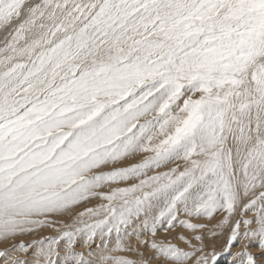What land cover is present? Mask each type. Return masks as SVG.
I'll use <instances>...</instances> for the list:
<instances>
[{"label": "snow or ice", "instance_id": "6c2138e0", "mask_svg": "<svg viewBox=\"0 0 264 264\" xmlns=\"http://www.w3.org/2000/svg\"><path fill=\"white\" fill-rule=\"evenodd\" d=\"M218 212L264 264V0H0V264H218L140 240Z\"/></svg>", "mask_w": 264, "mask_h": 264}, {"label": "rangeland", "instance_id": "374dc122", "mask_svg": "<svg viewBox=\"0 0 264 264\" xmlns=\"http://www.w3.org/2000/svg\"><path fill=\"white\" fill-rule=\"evenodd\" d=\"M100 200H93L91 203L87 204L88 207H93L99 204ZM83 206H81L77 211H82ZM75 215V213H73ZM224 213L218 212L214 215L213 218L204 217H191L187 218L183 214H181L180 219H190L192 223L196 224H203L206 225L205 228L197 229L195 231L191 229H187L181 227L177 224L175 227L170 228L168 230L160 229L156 236H151L150 233L143 234L140 236V240H148L151 242L155 240L157 243L163 244H173L179 248H182L186 251H190L189 245L186 241H191L192 244L196 246H200V241L194 239L195 235H200L203 239V247L206 253H210L215 251L218 253L217 260L218 264H231L233 259V254L241 250V244L239 242H234L233 246L229 249L227 245L228 237L230 235V227L225 226L223 229L215 228L214 226L217 225L220 220L222 219ZM251 213H249V216ZM240 218V217H237ZM57 220V223L52 227H45L39 229L35 233L26 234L23 237H18V240H23L24 243L28 244L34 240H47L50 237H56L59 235L58 229H61L64 224H72V218L69 216L64 217H56L54 218ZM127 231L130 233L132 231L131 228H128ZM211 231V232H209ZM213 231L215 234H213ZM184 237L185 239H181ZM117 234L114 232L112 235L107 238L106 243L109 249L114 248L116 244ZM126 245H130L134 249H138V251H123V252H116L112 253L113 255L123 256L132 260H140L145 259L148 261V264H171L170 261L165 260L162 257H159L155 250L147 247L146 245H142L138 242L135 235H131L125 238ZM2 247V246H0ZM103 245L99 238H96L93 242L91 249L84 244V241L81 239H77L76 244L74 245L75 251L83 252L87 254L89 250L94 252H99ZM59 254H60V261L59 264H63L64 256L67 249L64 247L63 242L58 246ZM254 253L259 252V241H254L253 246L250 249ZM139 252H143V257L139 255ZM55 259V257H54ZM191 264V262H189Z\"/></svg>", "mask_w": 264, "mask_h": 264}, {"label": "bare ground", "instance_id": "6f19581e", "mask_svg": "<svg viewBox=\"0 0 264 264\" xmlns=\"http://www.w3.org/2000/svg\"><path fill=\"white\" fill-rule=\"evenodd\" d=\"M209 232H211V231H209ZM214 232V231H213ZM163 264V263H162Z\"/></svg>", "mask_w": 264, "mask_h": 264}]
</instances>
